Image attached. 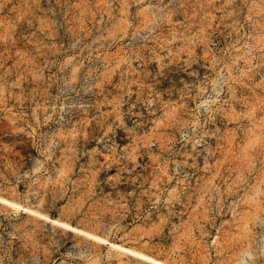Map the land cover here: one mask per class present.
<instances>
[{
    "label": "rangeland",
    "instance_id": "374dc122",
    "mask_svg": "<svg viewBox=\"0 0 264 264\" xmlns=\"http://www.w3.org/2000/svg\"><path fill=\"white\" fill-rule=\"evenodd\" d=\"M0 264H264V0H0Z\"/></svg>",
    "mask_w": 264,
    "mask_h": 264
}]
</instances>
